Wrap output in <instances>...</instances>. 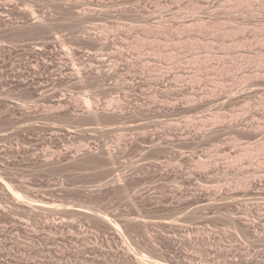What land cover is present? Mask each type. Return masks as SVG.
Returning a JSON list of instances; mask_svg holds the SVG:
<instances>
[{
  "label": "rangeland",
  "instance_id": "374dc122",
  "mask_svg": "<svg viewBox=\"0 0 264 264\" xmlns=\"http://www.w3.org/2000/svg\"><path fill=\"white\" fill-rule=\"evenodd\" d=\"M137 256L264 264V0H0V264Z\"/></svg>",
  "mask_w": 264,
  "mask_h": 264
},
{
  "label": "bare ground",
  "instance_id": "6f19581e",
  "mask_svg": "<svg viewBox=\"0 0 264 264\" xmlns=\"http://www.w3.org/2000/svg\"><path fill=\"white\" fill-rule=\"evenodd\" d=\"M19 197L21 194H18ZM21 197H24L23 195ZM31 203V201H30ZM47 203V202H46ZM45 204V203H44ZM44 204H42L43 207ZM47 207V206H46ZM51 207V206H48ZM132 250H134L133 248H131ZM138 255V254H137ZM137 260L143 261L145 264H155V263H159V262H155L156 260L150 256H146V258L144 260H141L138 256H137ZM180 262H183V264H192L193 262L187 261V259L181 260ZM180 264V263H179Z\"/></svg>",
  "mask_w": 264,
  "mask_h": 264
}]
</instances>
